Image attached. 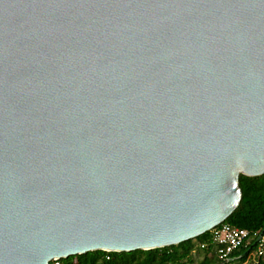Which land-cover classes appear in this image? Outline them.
<instances>
[{
    "label": "water",
    "instance_id": "water-1",
    "mask_svg": "<svg viewBox=\"0 0 264 264\" xmlns=\"http://www.w3.org/2000/svg\"><path fill=\"white\" fill-rule=\"evenodd\" d=\"M262 174L264 0H0V264L177 245Z\"/></svg>",
    "mask_w": 264,
    "mask_h": 264
},
{
    "label": "trees",
    "instance_id": "trees-1",
    "mask_svg": "<svg viewBox=\"0 0 264 264\" xmlns=\"http://www.w3.org/2000/svg\"><path fill=\"white\" fill-rule=\"evenodd\" d=\"M238 186L241 191L239 204L223 223L246 230L251 238L260 232L264 224V174L258 177L240 175ZM254 240L251 238L247 244L232 252L230 261L239 259L243 264L255 248ZM196 251L202 253V260L196 264H222L210 243V232L173 246L129 253L96 251L68 257L57 261V264H192V253ZM255 261L256 264H264V255Z\"/></svg>",
    "mask_w": 264,
    "mask_h": 264
},
{
    "label": "built area",
    "instance_id": "built-area-1",
    "mask_svg": "<svg viewBox=\"0 0 264 264\" xmlns=\"http://www.w3.org/2000/svg\"><path fill=\"white\" fill-rule=\"evenodd\" d=\"M210 243L214 248L215 255L222 260V264L230 261V255L239 247L247 244L246 240L256 238L257 234H253L250 238L246 230L230 227L227 224L221 223L210 231ZM202 249L203 246L201 245ZM255 259L264 255V233L261 234L254 248ZM57 264V261H53Z\"/></svg>",
    "mask_w": 264,
    "mask_h": 264
},
{
    "label": "rangeland",
    "instance_id": "rangeland-1",
    "mask_svg": "<svg viewBox=\"0 0 264 264\" xmlns=\"http://www.w3.org/2000/svg\"><path fill=\"white\" fill-rule=\"evenodd\" d=\"M246 242H249V239H247ZM201 260H202V253L197 252V251L192 253V264H196L200 262ZM211 264H214V263H211ZM226 264H241V261L239 259L233 258L231 261H229ZM243 264H256L254 250L251 252L250 256Z\"/></svg>",
    "mask_w": 264,
    "mask_h": 264
}]
</instances>
